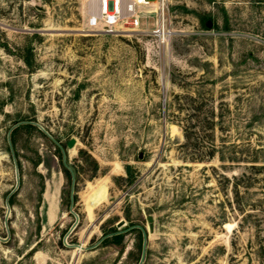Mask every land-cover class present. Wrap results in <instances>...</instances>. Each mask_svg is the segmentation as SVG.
Listing matches in <instances>:
<instances>
[{"label":"rangeland","instance_id":"1","mask_svg":"<svg viewBox=\"0 0 264 264\" xmlns=\"http://www.w3.org/2000/svg\"><path fill=\"white\" fill-rule=\"evenodd\" d=\"M152 1L0 0V264H264V0Z\"/></svg>","mask_w":264,"mask_h":264},{"label":"built area","instance_id":"2","mask_svg":"<svg viewBox=\"0 0 264 264\" xmlns=\"http://www.w3.org/2000/svg\"><path fill=\"white\" fill-rule=\"evenodd\" d=\"M164 1L158 0L157 2L164 6ZM153 5L152 0H96V5L88 14L86 28L93 32L111 34L127 30H143L144 14H151L149 8ZM162 13L163 15L156 20V27L153 29V32L161 39L166 38L170 33L166 29L164 9Z\"/></svg>","mask_w":264,"mask_h":264},{"label":"water","instance_id":"3","mask_svg":"<svg viewBox=\"0 0 264 264\" xmlns=\"http://www.w3.org/2000/svg\"><path fill=\"white\" fill-rule=\"evenodd\" d=\"M75 144H76V139L75 138H71L67 142V148L68 149L69 148L71 149V148H73L75 146ZM60 147L63 150V161H64L65 165L70 169V171H71V173L73 175V186H74L75 176L77 174L76 168L69 162L68 157H67V155L65 153V150H64L63 146L60 145ZM15 163H16V168H17V180H19V178H18V166H17V162H15ZM130 169H131L130 165H127V167H126L127 173H130ZM71 199H72V201H71V205H70V210H71V212H73L75 214L76 219H78V214H76L73 211V202H74V200H73L74 199V196H73V188H72V193H71ZM9 212H10V208L8 210V213ZM149 220H151V217L149 218ZM122 224H123V221H121L119 223V225H122ZM143 237H144V239H143V253H142V258L144 257L145 249H146V245H147V240H148L147 232L144 229H143Z\"/></svg>","mask_w":264,"mask_h":264},{"label":"bare ground","instance_id":"4","mask_svg":"<svg viewBox=\"0 0 264 264\" xmlns=\"http://www.w3.org/2000/svg\"><path fill=\"white\" fill-rule=\"evenodd\" d=\"M154 5H156V2L154 1ZM153 11H151L150 13H152ZM105 193H106V188H105V186L104 185H100L97 189H96V191H95V193L93 194V196H92V199H93V201H99V200H101L102 198H104V196H105ZM95 203V202H94Z\"/></svg>","mask_w":264,"mask_h":264},{"label":"trees","instance_id":"5","mask_svg":"<svg viewBox=\"0 0 264 264\" xmlns=\"http://www.w3.org/2000/svg\"><path fill=\"white\" fill-rule=\"evenodd\" d=\"M137 230H138V231L140 232V234H141L142 231H141L140 229H137Z\"/></svg>","mask_w":264,"mask_h":264}]
</instances>
